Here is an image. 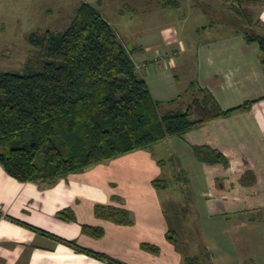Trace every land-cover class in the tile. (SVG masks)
I'll return each instance as SVG.
<instances>
[{
	"label": "crops",
	"instance_id": "crops-1",
	"mask_svg": "<svg viewBox=\"0 0 264 264\" xmlns=\"http://www.w3.org/2000/svg\"><path fill=\"white\" fill-rule=\"evenodd\" d=\"M79 1L95 6L121 36L160 102L161 113L185 110L193 100V83L210 90L225 110L234 111L184 136L71 173L53 184L20 181L0 164V264H113L95 252L126 264H185L186 256L197 257V264H264V184L258 182L264 171L263 50L246 39L249 27L235 6L209 0L207 12L218 7L225 14L210 23L199 21L196 32L202 37L190 38L177 49L181 31L156 15L185 4L192 14L191 0ZM132 3L140 12L136 19L130 26L116 22L128 28L126 36L111 15L116 11L125 16V6ZM245 8L250 28L264 36V1ZM249 101V108L241 107ZM196 146L218 149L228 164L200 159ZM164 164L171 166L172 177L183 174L188 183L184 189L192 211L179 216L192 219L191 231L183 232L189 237L184 247L167 236L170 226L162 196L167 189L153 183L170 176L165 177ZM210 171L217 175L215 181ZM241 200L260 204V213L250 216L231 209ZM97 206L127 209L132 222L103 217ZM98 230H103L99 237Z\"/></svg>",
	"mask_w": 264,
	"mask_h": 264
},
{
	"label": "trees",
	"instance_id": "trees-1",
	"mask_svg": "<svg viewBox=\"0 0 264 264\" xmlns=\"http://www.w3.org/2000/svg\"><path fill=\"white\" fill-rule=\"evenodd\" d=\"M224 1L235 6L249 27L244 32L246 39L260 44L264 64V36L250 28L245 8L264 0ZM29 41L37 48L34 66L40 65L39 70L0 69V164L20 181L53 184L71 173L135 150L151 149L172 136H184L234 111L225 110L210 90L193 83V100L185 110L161 113L160 102L139 74L126 44L101 11L86 1L65 31L34 32ZM251 103L241 107L249 108ZM195 149L206 162H229L218 149ZM179 179L185 181L182 175ZM153 183L158 189L170 187L168 178ZM188 206L179 211L172 206L176 221L167 215V236L175 244L181 238L180 222H176L181 214L192 211ZM96 210L117 223L132 222L127 209L97 206ZM102 234L103 230L95 233ZM95 253L113 264H126ZM185 264H197V257L186 256Z\"/></svg>",
	"mask_w": 264,
	"mask_h": 264
},
{
	"label": "rangeland",
	"instance_id": "rangeland-1",
	"mask_svg": "<svg viewBox=\"0 0 264 264\" xmlns=\"http://www.w3.org/2000/svg\"><path fill=\"white\" fill-rule=\"evenodd\" d=\"M159 1L169 2V0ZM180 1L184 2V0ZM80 4L79 0H0V69L2 71L13 72H25L29 68L39 70L40 65L38 66L39 68L34 66L37 48L31 45L29 41L30 35L34 32L43 33L46 30L55 32L65 31ZM189 4L191 5L192 14H189L190 10L187 4H185L180 10L172 7L168 10L163 9L156 15V18L175 25L181 31L182 42L176 46L174 45L177 49H180L183 43L188 44V39L190 38L202 37V34L198 36L196 32L198 26H201L200 22L210 23L212 19L221 18L225 14L218 7H212L207 12L209 0H191ZM135 9L136 4L132 3L130 7L125 6V16L116 14L118 13L116 11L111 15L115 26L121 33H125L126 36L129 35V32H127L128 28L123 30L121 29L122 26L117 23L123 21L125 25L130 26L131 22L137 17L136 13L138 10L136 9V11ZM114 15L115 17H113ZM186 15L188 16L186 17ZM31 61L33 62L31 63ZM161 111L162 109H160ZM156 148V154L160 155V150L158 147ZM164 167L167 175L165 177H168L171 174V171H169L171 166L164 164ZM210 174L213 181H215L217 175L212 171H210ZM172 175L168 177L170 187L166 191H163L162 196L167 215L172 221H176L175 216L177 213L173 211L172 206L179 211L184 205L188 206L189 204L191 206V204L186 201L188 193L184 189L185 184L188 183L182 179L172 177ZM259 175L258 182L263 185L264 180H260V178L264 176V171L260 172ZM260 206V204H251L245 200H241L239 203H235L231 209L255 216L260 213ZM179 222L181 224V228L179 227V229L182 234L178 244L184 247L185 241L189 240L186 238L189 237L188 235L185 236L183 232L185 228H189L187 231H191L190 223H192V219L181 218L176 224H179Z\"/></svg>",
	"mask_w": 264,
	"mask_h": 264
}]
</instances>
